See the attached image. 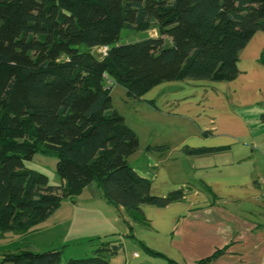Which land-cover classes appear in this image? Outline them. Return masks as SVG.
<instances>
[{
  "label": "trees",
  "instance_id": "trees-1",
  "mask_svg": "<svg viewBox=\"0 0 264 264\" xmlns=\"http://www.w3.org/2000/svg\"><path fill=\"white\" fill-rule=\"evenodd\" d=\"M151 29L159 35L120 43L125 30ZM257 31H264V0H0V232L28 233L92 185L117 208L131 238L132 223L147 222L143 204L183 200V189L154 195L151 180L129 163L139 136L112 109L108 81L134 99L163 82L232 81L240 73V53ZM80 44L107 53L80 51ZM228 149L183 151L202 157ZM37 153L57 157L61 184L26 166ZM121 248L104 242L92 256L66 264H108L105 254ZM63 253L64 247L21 250L4 254L2 263L58 264Z\"/></svg>",
  "mask_w": 264,
  "mask_h": 264
},
{
  "label": "crops",
  "instance_id": "crops-1",
  "mask_svg": "<svg viewBox=\"0 0 264 264\" xmlns=\"http://www.w3.org/2000/svg\"><path fill=\"white\" fill-rule=\"evenodd\" d=\"M238 67L232 81L161 84L153 87L158 90L154 95L151 88L139 98L161 120L148 146L167 148L144 147L141 161L136 158L143 149L140 141L129 163L151 180L154 195L183 189V200L165 207L143 204L147 222L132 223L131 238L117 208L92 185L75 201L67 199L72 206H60L28 233L0 232V264H12L2 263L4 254L63 247L69 255L58 264H66L89 256L84 254L104 242L122 243L115 255L105 254L108 264H153L150 258L200 264L224 247L226 253L202 264H264V199H259L258 184L264 175V31H257L241 51ZM186 146L230 149L190 157L183 151ZM144 245L162 256L148 253Z\"/></svg>",
  "mask_w": 264,
  "mask_h": 264
},
{
  "label": "rangeland",
  "instance_id": "rangeland-1",
  "mask_svg": "<svg viewBox=\"0 0 264 264\" xmlns=\"http://www.w3.org/2000/svg\"><path fill=\"white\" fill-rule=\"evenodd\" d=\"M158 35H159V32L157 29H151V30L146 31V32H136V31H132V30H125L123 32V38L120 40V43L136 42L138 40H142V39H145L147 37H156ZM164 38L166 41H169L168 36H164ZM77 48L80 51H90L91 50L85 44H80L77 46ZM91 51L100 57L104 53V48H93ZM184 81L189 82L188 83L189 86L191 83H195V82H204L205 83V81H209L210 84L216 83L215 81H210V80L187 79ZM175 82H179V81H175ZM175 82H163V83H160L156 86L157 87L162 86L161 84L168 85L170 83H175ZM165 85H163V86H165ZM157 87H156V89H154V88L152 89L153 91L150 93V96L154 95V93L158 91ZM158 89H161V87H159ZM111 95H112V109L117 110L119 113L124 115L127 119V122L131 123L134 126L135 130L137 131V133L139 135L143 149L141 148L140 151H138L139 153H137L136 158H140L142 161L143 158L141 156V154H142L141 152H142V150H144V147H147L149 145V142H148L149 137H150V135H152L154 133V130L156 129L158 124L161 123V120L159 121L158 114L155 113L154 109H152V107L148 103H146L142 99H134V98L129 97V95L127 94V91L125 90V88L123 86L114 85L113 89L111 91ZM132 162L134 163L135 160L133 159ZM133 163H132V165H133ZM25 164L27 167H29L31 169H35L37 171H40V172L46 174L49 177L50 183H52V184H61L63 182V180L61 179V177L57 173V168H56L57 167V157L56 156L47 155L44 153H37L33 159L26 160ZM64 202H66V203H64ZM61 206H72V205H71L69 200L67 201V199H65ZM251 206H255V203L252 202ZM89 247H90L89 245H86V247L78 248L76 250L83 251ZM87 253L88 254H84V255H89V256L93 255L92 252H87ZM67 255H69L68 252H65L63 254V260H65ZM89 256H87V257H89ZM149 260L153 264H154V262H160L162 264H165V262L163 260H160V259H151L150 258Z\"/></svg>",
  "mask_w": 264,
  "mask_h": 264
},
{
  "label": "built area",
  "instance_id": "built-area-1",
  "mask_svg": "<svg viewBox=\"0 0 264 264\" xmlns=\"http://www.w3.org/2000/svg\"><path fill=\"white\" fill-rule=\"evenodd\" d=\"M106 53H107V48H104V54ZM258 184L260 189L259 199H264V175L259 178Z\"/></svg>",
  "mask_w": 264,
  "mask_h": 264
}]
</instances>
